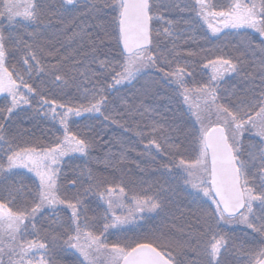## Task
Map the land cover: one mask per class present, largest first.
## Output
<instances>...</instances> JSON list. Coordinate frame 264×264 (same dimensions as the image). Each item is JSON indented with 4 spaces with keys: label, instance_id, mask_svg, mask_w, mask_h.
I'll list each match as a JSON object with an SVG mask.
<instances>
[{
    "label": "snow or ice",
    "instance_id": "obj_1",
    "mask_svg": "<svg viewBox=\"0 0 264 264\" xmlns=\"http://www.w3.org/2000/svg\"><path fill=\"white\" fill-rule=\"evenodd\" d=\"M0 94V264H264V0H0Z\"/></svg>",
    "mask_w": 264,
    "mask_h": 264
},
{
    "label": "trees",
    "instance_id": "obj_2",
    "mask_svg": "<svg viewBox=\"0 0 264 264\" xmlns=\"http://www.w3.org/2000/svg\"><path fill=\"white\" fill-rule=\"evenodd\" d=\"M215 2L217 3H221L223 2V0H215ZM185 18H187V16L185 15ZM207 31L206 26H204L203 30H200L199 28L196 31V36H197V41L196 43H192L189 42L186 47L188 48H192V49H196L198 50L199 48H211L213 45L216 44H220L223 43V40H216L215 38H210V39H200V37H202L204 35V32ZM209 37H211V34H208ZM234 43V41H233ZM194 61L197 65V75H196V79H201L207 78V74L206 73H202L200 71V68L202 67L203 61L200 59V57H195ZM236 83L235 79L229 80L225 83L224 87H228L230 88L232 84ZM122 93L125 91L124 89L121 90ZM75 90L73 89L70 94L74 93ZM65 99H67V97H65ZM166 103V101L164 102ZM180 102L176 101L173 103L172 107L176 108L178 106ZM4 104L3 101V97L0 98V107H2ZM161 107H163V104H161ZM30 111V110H29ZM22 115L20 117H18L16 119V124L13 125L14 127L16 125H19L22 128H32L33 125H36V128L34 129L35 134L36 135H40L41 134V130L44 127H50V125H47L45 122H40L39 124H37V121L35 120H30V121H25L22 119ZM87 115V114H86ZM102 117H99L96 120H89V119H80V118H74V124L73 127L75 128L77 125L81 126V130H85L83 128L84 125H92L94 126L93 128V135H99L102 137L103 141H111L114 138H123L125 141L129 142L130 144L134 145L136 147V151L134 152H129L128 154V162H126L123 167L125 170L127 169H131L133 173L138 172V169H136L135 167V161L141 160L142 158L139 157L137 155V152L142 151V147L139 145V141L138 138L135 136L134 131H129V132H125L124 129L119 128L116 125H112L110 123L107 124V127H105V125L103 123H101L100 121H102ZM107 149L100 146L98 144L97 146V150L93 151L91 153V157H96V156H100L101 159L103 157V153L104 151H106ZM118 150L117 147H113V151ZM72 158L70 160H67L66 162V167H65V171L67 173H69L68 178L71 179L72 178V174L75 172H79L80 168L84 167L85 165L89 166V167H93L96 170H104V165L103 163H98L95 159L92 158ZM108 174L111 175V169L108 170ZM116 175L118 176L119 173H116ZM159 175V174H157ZM163 179V177H161ZM183 200V198H181ZM187 201L183 200L182 202V206L183 204H186ZM102 223V222H101ZM110 239H115V234H113L112 236H110Z\"/></svg>",
    "mask_w": 264,
    "mask_h": 264
},
{
    "label": "rangeland",
    "instance_id": "obj_3",
    "mask_svg": "<svg viewBox=\"0 0 264 264\" xmlns=\"http://www.w3.org/2000/svg\"><path fill=\"white\" fill-rule=\"evenodd\" d=\"M3 97V94H0V98Z\"/></svg>",
    "mask_w": 264,
    "mask_h": 264
}]
</instances>
